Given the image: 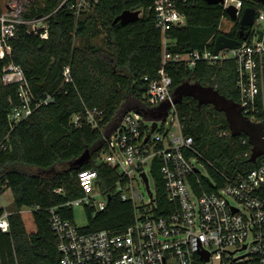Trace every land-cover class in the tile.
Masks as SVG:
<instances>
[{
  "label": "trees",
  "instance_id": "16d2710c",
  "mask_svg": "<svg viewBox=\"0 0 264 264\" xmlns=\"http://www.w3.org/2000/svg\"><path fill=\"white\" fill-rule=\"evenodd\" d=\"M72 1L26 3L25 19L47 16L48 37L26 33V27L20 26L11 55L0 60V74L6 63L13 62L22 68L37 95L53 96L52 102L43 104L10 130L7 113L19 102L17 87L0 81V192L11 191L16 210L39 206L32 214L31 232H27L20 214L9 216V232L0 231L2 264H59L48 209L53 207L62 218L73 220L71 208L65 203L81 196L76 184L81 169H95L102 190L110 188L116 179L112 168L96 162L104 149L100 131L84 122L74 126L71 116L82 114L85 108H97L103 112L102 123L111 122L117 113L134 107L136 99L144 93L142 77L154 76L161 67L163 35L153 22L157 0H97L95 14L85 21L75 18L68 6ZM238 1L240 13L246 7L255 10L261 7L254 0ZM180 8L185 25L166 32L173 53L202 51L209 38L211 49L215 37L223 33L219 28L221 20H231L222 5L208 4L205 0H186ZM6 10V1L0 0V14ZM124 10H139L142 15L125 25L113 24V19ZM238 28L233 21L232 28L224 34L238 39ZM245 32L249 38L250 27ZM104 33L106 49L94 46L93 37ZM74 36L86 37L83 46L73 45ZM66 65L70 67L72 81L63 83L62 70ZM165 70L175 89L192 82L210 87L233 102L239 101L233 59L215 64L199 61L191 69L169 64ZM176 106L184 125L183 134L192 137L196 151L187 155L196 156L204 164L206 175L216 187L222 186L225 178H234L264 161L261 156L255 164L249 162L251 145L244 134L219 136L229 130L222 112L213 107L207 109V105L199 104L190 94L178 97ZM263 113L260 109V116ZM85 152L89 156L79 166L78 160ZM62 187L64 192H55ZM205 188L211 191L206 184ZM85 211L87 225L82 228L85 232H119L133 218L131 204L120 201L116 195H111L103 210L93 214L91 208L85 207Z\"/></svg>",
  "mask_w": 264,
  "mask_h": 264
},
{
  "label": "built area",
  "instance_id": "2783aa9c",
  "mask_svg": "<svg viewBox=\"0 0 264 264\" xmlns=\"http://www.w3.org/2000/svg\"><path fill=\"white\" fill-rule=\"evenodd\" d=\"M30 1L22 0L18 5L7 2V10L0 14V60L11 55L20 26L26 27V33L48 37L47 16L23 17ZM185 1L157 0L153 6L154 27L163 35L161 67L154 76L142 77L145 90L135 106L117 113L105 124L103 112L97 108H85L82 114L71 116L74 126L84 122L100 131L104 149L98 155V164L112 168L116 179L110 188L102 190L97 171L81 169L76 175L81 196L67 201L65 206L83 203L94 214L105 208L111 195H116L131 204L133 218L119 232H85L76 228L73 221L62 218L55 208L48 209L59 264H264V161L234 178H225V183L216 187L206 175L204 164L196 156L187 155L196 151L192 137L183 134L184 125L176 106L180 87L173 88L172 78L165 70L169 64L191 69L199 61L215 64L233 59L241 113L260 124L264 132V115L260 116V109L264 111V9L255 10L250 37L234 49H222L214 55L213 46L208 49L207 43L202 51L173 53L166 32L185 25L180 8ZM235 1L225 0L222 6L225 9L229 4L235 5ZM96 2L73 0L68 6L76 18L78 13L92 10ZM0 81L17 87L19 102L7 113L10 130L43 104L53 101L50 94L37 95L22 68L13 62L3 66ZM70 81V67L66 65L62 82ZM153 123L155 128L151 131ZM229 134L228 130L219 136ZM205 184L211 191L206 190ZM142 189L146 200L140 193ZM61 191L59 188L55 192ZM99 195L104 201L95 202ZM5 207L1 200L3 233L9 232L10 215L39 210L37 205L12 211Z\"/></svg>",
  "mask_w": 264,
  "mask_h": 264
},
{
  "label": "water",
  "instance_id": "95a60500",
  "mask_svg": "<svg viewBox=\"0 0 264 264\" xmlns=\"http://www.w3.org/2000/svg\"><path fill=\"white\" fill-rule=\"evenodd\" d=\"M208 4H219L224 5L225 0H205ZM264 9V0H254ZM225 12L228 17L236 21L239 25L238 28V39L231 38L224 33H219L213 42V54L216 55L222 49H234L240 45V42L246 38L245 28L250 27L253 24L255 9L253 7H246L240 13L239 9L233 5L229 4L225 7ZM139 10L130 11L124 10L118 16H116L112 23H120L125 25L131 21H136L139 19ZM41 16H37L40 18ZM184 86V85H183ZM183 86H180L179 98L182 94ZM193 91L199 92V95L190 93L191 96L198 100L199 104H212L211 106L222 112L229 124V131L231 136H239L244 134L247 138L248 143L251 145V153L249 156V162L255 164L257 158L264 156V132L260 124L251 122L248 118L242 115L239 104L233 102L229 99L224 98L219 95L216 90L210 87H200L195 84L191 86ZM155 128V123L152 124L151 131ZM88 153L85 152L78 160V165L80 166L87 158ZM144 181L146 182L145 174H142ZM206 182L211 185L209 178L205 177ZM202 256L204 255L201 253ZM205 257V256H204Z\"/></svg>",
  "mask_w": 264,
  "mask_h": 264
},
{
  "label": "rangeland",
  "instance_id": "374dc122",
  "mask_svg": "<svg viewBox=\"0 0 264 264\" xmlns=\"http://www.w3.org/2000/svg\"><path fill=\"white\" fill-rule=\"evenodd\" d=\"M6 3L8 2L9 4H11L12 2H15L16 5H18L19 2H21L22 0H5ZM88 1V0H86ZM234 4L240 8V6L238 5L237 0L234 2ZM95 12L92 10H85L81 13H78V15L76 16L77 20H81V21H85L87 20V18L89 16L94 15ZM142 15V13L139 14V17ZM99 28H102L103 25H100L99 23ZM233 26V20H229L227 18H223L220 22V30L223 31V33L228 32ZM212 40V38H209V40L207 41V43H210V41ZM86 42V37L85 36H74L73 38V45L76 47H81L83 46V44ZM106 35L104 34H100L97 37H93V39L91 40V43L94 44V46L106 49ZM191 86H193V83H185L182 91L185 94H190V93H194L196 95H199V92L197 91H193L191 88ZM207 105V109H209V107H212V104H206ZM96 162L98 163L99 160L97 159ZM65 188L62 187V191L64 192ZM140 193L142 194L144 200H146L147 198V194L146 192L142 189L140 190ZM95 202L97 201H104V197L103 196H96L95 198ZM2 200L3 204L6 205L5 209L8 211H12V210H16L13 208L12 206V194L11 191L9 189H4L1 192V197H0V201ZM71 212H72V221L73 224L76 228L78 229H82L87 225V215H86V211H85V207L83 205V203L80 204H72L71 205ZM23 222L25 224V228L27 230V232H31L33 231L34 227H33V223H32V214L27 213V212H23L21 213Z\"/></svg>",
  "mask_w": 264,
  "mask_h": 264
},
{
  "label": "crops",
  "instance_id": "0c3cea01",
  "mask_svg": "<svg viewBox=\"0 0 264 264\" xmlns=\"http://www.w3.org/2000/svg\"><path fill=\"white\" fill-rule=\"evenodd\" d=\"M254 123V122H253Z\"/></svg>",
  "mask_w": 264,
  "mask_h": 264
}]
</instances>
